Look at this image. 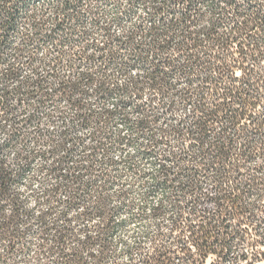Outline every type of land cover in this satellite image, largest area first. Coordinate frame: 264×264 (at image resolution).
Masks as SVG:
<instances>
[{"label": "trees", "instance_id": "1", "mask_svg": "<svg viewBox=\"0 0 264 264\" xmlns=\"http://www.w3.org/2000/svg\"><path fill=\"white\" fill-rule=\"evenodd\" d=\"M90 1L52 0L48 21L36 0H0V112H12L14 95L36 92L65 95L82 108L71 99L85 92L79 81L50 88L43 79L34 87L20 78L19 52L29 44L55 45L54 65L65 46L95 47L79 59L119 62L127 80L108 83L100 73L93 92L99 99L124 94L115 109L128 104L135 113L123 118L142 135L138 156L151 164L137 182L139 217L147 213L151 221H139L144 228L115 250L113 232L135 221L109 217L94 231L86 224L74 228L75 221L103 217L107 205L86 177L92 164H69V149L46 191L51 206L36 217L37 246L48 254L57 250L60 264H264V0H94L114 5L116 24L135 17L119 35L111 23H100L102 10ZM82 14L93 15L102 39L72 36L84 28ZM21 26L25 35L9 55ZM136 64L143 73L128 76ZM76 75L95 79L91 71ZM12 142L11 135L0 141V240L8 238V249L21 244L27 231L17 224L31 213L13 190L23 167L7 156Z\"/></svg>", "mask_w": 264, "mask_h": 264}, {"label": "rangeland", "instance_id": "2", "mask_svg": "<svg viewBox=\"0 0 264 264\" xmlns=\"http://www.w3.org/2000/svg\"><path fill=\"white\" fill-rule=\"evenodd\" d=\"M90 4L97 5L102 10L97 18L100 23H111V32L114 35L124 34L135 20L132 16L125 17L116 24L113 18L116 12L114 5L94 0H91ZM35 5L45 8L47 20L51 21L54 16L49 9L52 0H36ZM79 22L84 28L74 31L73 37L84 36L89 42L103 38L100 27L92 24L93 15L82 14L79 16ZM25 31L21 26L13 35L12 47L7 49L9 55L16 53ZM62 50L65 56L54 65L53 58L57 52L55 45L29 44L24 47L19 52L22 57V62L18 65L20 78L32 79L34 87L37 79H43L45 86L50 88L79 81L85 92L80 96V91H77L71 99L79 105L81 100L82 108L74 106L65 95L50 94L41 98L36 92L29 96L14 95L12 112H0V141L7 135L12 136L13 142L7 156L15 165L23 167L13 190L21 198L22 207L31 212L17 224L19 229L24 228L27 231L19 246L8 249V238L0 240V264H60L56 260L57 250L48 254L45 249L37 246L41 241L38 233L42 227L36 217L51 206L52 195L47 196L46 191L56 183V176L59 174L56 162L61 155H65L64 151L69 149L68 159L71 156L73 159L84 161L83 163L88 161L92 164V171L87 172L86 177L93 181L94 194L101 195L107 205L103 217L75 221L72 224L74 228L79 229L86 224L89 230L94 231L103 226L109 217L112 221H135L113 232L111 238L115 250L119 246V240L130 242L133 236L144 228L145 223L139 221H151L147 213L139 217L137 207L142 204V189L137 183L138 175L140 172H147L151 164L138 156L142 135L123 118L128 115L134 119L135 113L128 104L122 109H115L119 99L127 100L124 94L111 93L99 99L93 92L100 73L108 75V83H123L127 80L126 75L118 72L121 66L117 61L101 63L97 60L86 61L78 58L81 52L86 55L96 52L93 46H65ZM29 56L32 60H28ZM52 70L56 72L53 74ZM143 70L141 64H136L128 68V76L141 75ZM79 71L95 72V79L80 80L76 75ZM15 83L16 81H10L7 84L11 87ZM19 98L21 104L18 103ZM118 135L123 137L122 141L118 140ZM89 154L92 157H88ZM60 197L63 198V195ZM134 213L136 217H133ZM91 251L97 252L96 248Z\"/></svg>", "mask_w": 264, "mask_h": 264}, {"label": "built area", "instance_id": "3", "mask_svg": "<svg viewBox=\"0 0 264 264\" xmlns=\"http://www.w3.org/2000/svg\"><path fill=\"white\" fill-rule=\"evenodd\" d=\"M76 162L80 164L81 161H80V160H77V159H73V158H71L70 161H69V164L76 163ZM73 224H74V223H73ZM73 226H74V225H73Z\"/></svg>", "mask_w": 264, "mask_h": 264}]
</instances>
